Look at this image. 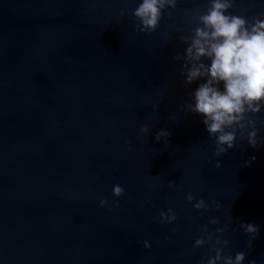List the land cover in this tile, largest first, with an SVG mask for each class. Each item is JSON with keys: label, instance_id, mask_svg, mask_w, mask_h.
Here are the masks:
<instances>
[{"label": "water", "instance_id": "1", "mask_svg": "<svg viewBox=\"0 0 264 264\" xmlns=\"http://www.w3.org/2000/svg\"><path fill=\"white\" fill-rule=\"evenodd\" d=\"M137 2L0 0V264H201L210 249L194 241L213 217L210 230L228 226L226 254L264 264V146L238 142L218 169L201 117L182 110L196 85L180 75L177 29L206 0H179L151 35L136 28ZM169 207L174 226L158 222ZM242 222L259 228L251 249Z\"/></svg>", "mask_w": 264, "mask_h": 264}, {"label": "clouds", "instance_id": "2", "mask_svg": "<svg viewBox=\"0 0 264 264\" xmlns=\"http://www.w3.org/2000/svg\"><path fill=\"white\" fill-rule=\"evenodd\" d=\"M178 3L179 0H138L132 9L137 30L147 35L155 33L166 14L171 18L178 11ZM236 8L237 0H206L195 9L184 10V22L191 26L188 33L177 29L181 33L180 43L184 45L183 53L175 56L176 61L182 62L180 75L186 86L196 85L182 110L201 117L209 137L215 142V167L218 169L222 167L219 158L237 148L238 142H247L254 149L264 146L261 133L264 128V11L250 14L248 8L235 11ZM119 15L125 17L127 11L122 8ZM172 119L175 120V116ZM140 131L147 136L151 129L145 125ZM169 137L170 133L161 129L155 139L167 146ZM168 187L175 189V182H169ZM112 193L117 200L126 194L119 184L113 185ZM186 200L193 203L197 211L210 210L203 198L197 200L189 193ZM99 205L109 207V202L102 198ZM118 207V203L114 204L110 210ZM177 221L172 207L160 210V224L174 226ZM218 224V219L210 218L194 241L195 250L206 245L210 249L201 264H246L245 252L226 254L229 241L223 236L228 226L215 231L209 227ZM239 227L251 238L248 243L251 249L259 228L243 222ZM172 234H176L175 227H172ZM143 246L150 249L151 243L145 240ZM248 264H256V261Z\"/></svg>", "mask_w": 264, "mask_h": 264}]
</instances>
